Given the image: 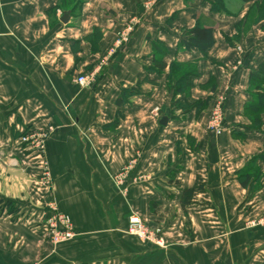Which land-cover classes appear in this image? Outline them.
Here are the masks:
<instances>
[{
  "label": "crops",
  "instance_id": "crops-1",
  "mask_svg": "<svg viewBox=\"0 0 264 264\" xmlns=\"http://www.w3.org/2000/svg\"><path fill=\"white\" fill-rule=\"evenodd\" d=\"M73 1L0 0V200L17 210L0 216V264H264V227L247 225L264 215V163L257 181L238 179L264 151V125L253 130L243 114L249 72L264 63V20L236 38L242 19L213 13L211 0H82L71 12ZM131 21L129 43L110 54ZM196 22L213 30L206 56L180 47ZM157 41L167 66H195L187 96L173 101L168 67L151 69ZM217 97L224 130L214 136L206 123ZM35 135H45L42 151L23 142ZM53 211L75 234L55 248ZM131 213L159 225L162 246L126 234Z\"/></svg>",
  "mask_w": 264,
  "mask_h": 264
},
{
  "label": "trees",
  "instance_id": "trees-1",
  "mask_svg": "<svg viewBox=\"0 0 264 264\" xmlns=\"http://www.w3.org/2000/svg\"><path fill=\"white\" fill-rule=\"evenodd\" d=\"M63 1V0H62ZM65 1V0H64ZM241 4L245 5L250 3L252 0H238ZM82 4V0H75L69 5L72 6L71 12H75L78 10L80 5ZM211 11L213 13H224L225 15H229L224 0H211ZM256 10L260 11L257 17L258 20L264 19V0H257L254 4ZM257 20V21H258ZM213 38V30L209 27H204L200 25L199 22H196V25L186 34V39H183L180 42V47H183L185 50L190 51L192 49L198 50L203 56H206V53L209 49H211L214 45ZM153 55H152V66L151 69L156 73L161 74L165 68L168 67L169 74L167 77V81L169 85L172 86V94L173 101L177 96L188 95L189 86L188 82L191 77L196 76V69L194 65H181L176 62H172L169 66H167L163 58L166 56L165 46L162 42L157 41L153 42ZM186 68H190L189 70H185ZM176 76V77H175ZM249 90L251 92V101L248 102L243 109V114L245 117L249 119L251 122V128L253 130H260L264 122L261 119V116L264 114V63L260 64L255 70H251L248 76ZM170 86V87H171ZM139 93L138 87L131 88L129 90H121L120 96L116 101V106L121 107L128 102V98L137 95ZM175 106L179 105V102L176 101L174 103ZM208 105V100L199 101L191 106L195 113L198 114ZM187 107V109L191 108ZM118 121L115 120L111 125L116 126ZM233 135L236 136V133L233 132ZM257 161H262L264 163V151L257 157L251 159L248 163L250 167L249 170L244 169L240 174H238V179L243 187H247V183L255 182L258 180L260 173L255 168V163ZM196 189H189L183 194L182 205L186 206L190 203L193 195L195 194ZM17 210L14 208L11 202H6L0 200V216L3 213H7V215H12L16 213Z\"/></svg>",
  "mask_w": 264,
  "mask_h": 264
},
{
  "label": "built area",
  "instance_id": "built-area-1",
  "mask_svg": "<svg viewBox=\"0 0 264 264\" xmlns=\"http://www.w3.org/2000/svg\"><path fill=\"white\" fill-rule=\"evenodd\" d=\"M135 26V21H131L126 24L123 30L117 34V39L115 40L113 49L110 50V54H114L116 51L121 50L124 46H126L129 41L131 34L133 32ZM240 51V48H237ZM75 83L80 87H89L92 83V78L89 75H80L75 79ZM159 109L155 108L153 110V114L155 117L158 116ZM224 130V103L223 100H220L219 103L216 104L214 107V113L207 125V131L214 135H220ZM52 131V129H49ZM45 135H38L32 136L30 138L23 139V142L27 140H32L34 146L39 149V151L43 150V138ZM130 166V165H129ZM129 168V167H128ZM129 171V169L124 170L123 173H120L119 176L116 178V187L119 188L122 186L123 181L125 179V174ZM50 223V234L51 237H55V241H64V240H72L75 237L73 228L70 224V219L68 216H64L59 214L57 211H53V215L49 220ZM57 224V225H56ZM248 227L255 228V227H264V215L259 217L258 219L250 221ZM154 229V228H153ZM127 233L144 242L155 246H162L163 242L161 238H157V235L160 234L161 230L156 228L154 230L148 231L139 217L131 213L128 217Z\"/></svg>",
  "mask_w": 264,
  "mask_h": 264
},
{
  "label": "rangeland",
  "instance_id": "rangeland-1",
  "mask_svg": "<svg viewBox=\"0 0 264 264\" xmlns=\"http://www.w3.org/2000/svg\"><path fill=\"white\" fill-rule=\"evenodd\" d=\"M225 1V7L229 13V16H232L234 18H238V19H242V22L240 23V25H237L236 27V34L237 36H235L236 38H240V35L243 33V35H247V33L249 31H251V29L256 26L261 20H258L257 17L259 16L258 14L260 13V11L256 10V8L254 7V4L257 0H252L250 3L248 4H241L238 0H224ZM258 20V21H257ZM264 20V19H263ZM244 21V22H243ZM135 29V27H134ZM134 29H133V32H134ZM132 32V34H133ZM251 34L254 36V34L252 33L251 31ZM237 52H241V49L240 51L237 50ZM190 68H186L185 70H189ZM176 77V76H175ZM220 100H223V103H224V98L223 97H217V98H213L212 99V102H211V105H210V111H209V117H208V120H207V123H206V130H207V125L209 123V121H211V118L213 116V113H214V107L216 106L217 103H219ZM208 132V131H207ZM209 133V132H208ZM43 144V142H42ZM130 166H133L134 165V162H130L129 163ZM133 169V167H132ZM124 171V170H123ZM123 171L121 173H123ZM119 176V175H118ZM117 176V177H118ZM61 214V213H59ZM63 215V214H61ZM66 216V215H64ZM138 216V215H137ZM139 217V216H138ZM70 219V218H69ZM139 219L142 221V219L139 217ZM258 219V218H257ZM50 220V219H49ZM70 224L72 226V222L70 220ZM142 224L144 225V227L148 230V231H151V230H154L156 228L160 229L161 232H162V229L159 227V225H150L148 223H145L142 221ZM57 225V224H56ZM47 226H50V223L48 222ZM127 227V226H126ZM154 228V229H153ZM158 234L157 235V238H162V234ZM126 234L128 236H130L127 231H126ZM132 237V236H130ZM47 239H48V242L50 243V245L52 247H58V246H61L63 244H66L68 243L69 241L71 240H64V241H59V242H56L55 241V237H51V234H50V228L48 227L47 229Z\"/></svg>",
  "mask_w": 264,
  "mask_h": 264
},
{
  "label": "water",
  "instance_id": "water-1",
  "mask_svg": "<svg viewBox=\"0 0 264 264\" xmlns=\"http://www.w3.org/2000/svg\"><path fill=\"white\" fill-rule=\"evenodd\" d=\"M67 19H68V16H67V14H66V15H64V17L62 18L61 21H62L63 23H65ZM166 122H167V119H166V118H163V119L160 121V125L165 126V125H166Z\"/></svg>",
  "mask_w": 264,
  "mask_h": 264
}]
</instances>
